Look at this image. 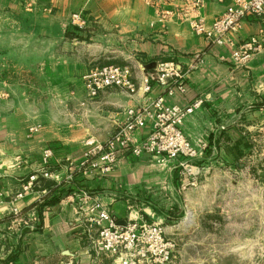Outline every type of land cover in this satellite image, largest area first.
I'll return each mask as SVG.
<instances>
[{
	"label": "crops",
	"instance_id": "obj_1",
	"mask_svg": "<svg viewBox=\"0 0 264 264\" xmlns=\"http://www.w3.org/2000/svg\"><path fill=\"white\" fill-rule=\"evenodd\" d=\"M191 1L19 0V94L9 100L19 107L0 112L3 262L37 263L60 251L80 257L81 264L93 263L101 260L92 249L95 229H88L81 204L98 203L121 223L161 219L181 198L180 174L192 183L207 177L218 161L213 151L241 167L244 148L255 145L264 166V13L247 14L222 44H213L192 30L190 20L200 16L212 22L239 0H206L198 10ZM27 2L44 17H22L20 4ZM74 12L85 13V27L71 23ZM251 36L262 39L263 47L236 62L233 51ZM160 61L187 70L185 92L167 96L168 103L204 99L183 123L193 141L206 144L204 153L164 165L149 156L126 155L106 173L85 166V141L105 142L119 130L128 108L148 104L164 89L156 85L147 94L140 87L133 93L112 87L90 98L82 76L97 65H130L140 86ZM10 118L19 123H5ZM35 124L41 127L29 137ZM45 149L52 150V177L46 179L65 181L71 191L40 210L36 202L46 195L45 187L15 197L32 174L40 175ZM15 208L20 213L14 214Z\"/></svg>",
	"mask_w": 264,
	"mask_h": 264
},
{
	"label": "built area",
	"instance_id": "obj_2",
	"mask_svg": "<svg viewBox=\"0 0 264 264\" xmlns=\"http://www.w3.org/2000/svg\"><path fill=\"white\" fill-rule=\"evenodd\" d=\"M206 0H192L195 10L201 9ZM264 13V0H239L228 5L212 22L204 17L190 20L192 30L205 37L210 43L222 44L230 31L241 26L247 14ZM71 23L85 27L87 17L83 12L70 15ZM263 47L262 39L251 36L238 44L232 56L236 62L248 59ZM186 73L175 61H160L153 71L147 72L137 86L133 68L130 65L106 64L91 67L83 76L90 98L97 97L105 89L117 87L135 92L139 87L150 93L156 85L164 92L155 96L146 105L131 107L126 111V119L119 130L105 142L85 141L84 165L101 173L113 170L120 159L126 155L135 157L149 156L164 165L178 158H196L204 153L206 144L193 141L183 130L185 119L202 107L204 99L197 97L188 104L168 103L167 96L186 90ZM150 125L144 137H138L141 129ZM39 124L28 128L31 137L39 129ZM52 150H43L40 175L32 174L23 184L15 199H22L28 191L34 189L39 178H51L49 170ZM84 219L88 229H95L91 236L94 250L99 254L114 257L116 264H169L176 257L174 241L167 236L163 224L159 221L148 222L144 219H130L121 223L106 208L98 203L82 204ZM20 211L14 209V214ZM0 264H13V260L3 263L0 247Z\"/></svg>",
	"mask_w": 264,
	"mask_h": 264
},
{
	"label": "rangeland",
	"instance_id": "obj_3",
	"mask_svg": "<svg viewBox=\"0 0 264 264\" xmlns=\"http://www.w3.org/2000/svg\"><path fill=\"white\" fill-rule=\"evenodd\" d=\"M28 2L20 4L22 17H44L42 11L36 12ZM16 94H19V0H0L1 113L19 107V102L9 101ZM5 123L17 125L19 118H10ZM244 149L241 167L226 162L222 151H213L211 156L218 161L207 177L192 183L186 174H180L179 179H184L183 193L177 204L161 219L148 220L160 221L174 241L176 257L169 264H264V166L255 145ZM98 256L101 260L90 264H116L112 256ZM31 264L81 262L80 257L56 251Z\"/></svg>",
	"mask_w": 264,
	"mask_h": 264
},
{
	"label": "trees",
	"instance_id": "obj_4",
	"mask_svg": "<svg viewBox=\"0 0 264 264\" xmlns=\"http://www.w3.org/2000/svg\"><path fill=\"white\" fill-rule=\"evenodd\" d=\"M39 184L35 185L36 189H42V187H45L46 190H44V192H46V195L52 194L50 198H46L47 196L45 195V196H42L41 199L38 200V202H36L40 210H42V208L45 205L56 203L62 198L63 195L71 191V188H65V181L56 183V182H50L46 178L40 177ZM41 200L43 201L41 202Z\"/></svg>",
	"mask_w": 264,
	"mask_h": 264
}]
</instances>
